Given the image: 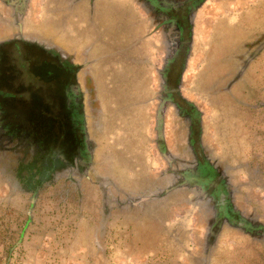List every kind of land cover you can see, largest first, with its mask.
I'll return each mask as SVG.
<instances>
[{
    "label": "flooded vegetation",
    "instance_id": "af4514ba",
    "mask_svg": "<svg viewBox=\"0 0 264 264\" xmlns=\"http://www.w3.org/2000/svg\"><path fill=\"white\" fill-rule=\"evenodd\" d=\"M209 1L0 0V86L24 83L28 89L15 94L0 88V100H30L22 111L0 108V161L13 179L20 181L19 165L30 164L32 155L27 152L25 160L12 161L7 142L19 139L34 148L38 154L35 166L50 168L55 182L71 176L92 182L89 174L94 175L105 199L110 194L106 185H113V203L121 209L140 206L150 214L159 208L151 206L154 201L176 200L196 211L200 208L206 229L203 264H210L212 250L226 227L264 241V223L236 206L231 164L205 144L203 112L183 93L198 17ZM74 30L79 34L74 35ZM107 36L109 51L102 54L99 50ZM244 49L253 52L236 55L239 70L225 92H231L264 52V34ZM106 60L108 83H121L128 95L130 103L124 104L125 109L142 107L146 112V119L136 125L129 141L135 140L142 149H153L166 164L156 177L163 188L153 180L158 186L150 189L154 188L151 185L137 196L152 200L139 205L132 204L137 197L131 191L118 185L122 176L118 181L112 177L115 162L111 158L105 162L106 169L96 170V152L105 138L106 124L116 117L104 111L97 86L98 65ZM258 107L264 109V102ZM19 111L27 126L6 125L7 118L16 117ZM168 112L174 116L172 132L166 129ZM54 136L60 143L67 137L74 142V149L58 148L47 141ZM126 157L142 158L135 152ZM135 170L139 168L135 166ZM176 234L174 231L171 236Z\"/></svg>",
    "mask_w": 264,
    "mask_h": 264
},
{
    "label": "rangeland",
    "instance_id": "374dc122",
    "mask_svg": "<svg viewBox=\"0 0 264 264\" xmlns=\"http://www.w3.org/2000/svg\"><path fill=\"white\" fill-rule=\"evenodd\" d=\"M37 26L44 27V24ZM78 31L74 30V35L79 34ZM263 34L264 0H210L198 17L192 57L183 83L184 95L203 112L205 144L231 164L229 175L237 189L236 206L246 215L254 214L262 223L264 109L258 105L264 102V52L251 63L230 93L224 89L239 70L236 55L251 54L253 51L246 52L245 46L258 41ZM101 75L97 86L104 111L108 116L116 115L112 125L106 124L108 133L116 128L123 131L129 142L125 154L129 152L132 156L135 152L138 157V151L142 150L140 144L137 147L135 140H129L135 134L136 125L146 119V112L142 107L125 109L124 104L130 102L121 83H107L106 87V74ZM0 88L15 94L28 91L24 83ZM105 99L112 101L113 110L106 109ZM29 103L26 99L0 100V108L12 111L17 107L22 111L21 107ZM172 117L168 112V132H172ZM9 124L24 128L27 120L19 111L16 117L7 118L6 125ZM144 125L141 124V129ZM57 139L54 136L47 141L58 148L74 149V142L67 137L61 143ZM104 140L103 137L96 152L98 173L106 169L105 162L111 158L115 162L110 171L112 177L118 181L122 176L123 181H118V185L131 191L132 196L142 195L151 185L154 188L150 189L158 186L160 181L156 177L166 164L156 151L149 149L146 159L140 154L144 161L135 158V162L131 158L130 165L124 155L129 169H121L122 151H114L113 144L108 145ZM7 144L6 150L13 153V162L25 160L28 152L33 155H29V163H36L38 154L28 142L11 139ZM143 163L137 175L131 173L135 166ZM89 176L92 182H80L74 176L56 182L51 178L35 196L21 189L0 161V259L4 247L10 243L7 232L17 230L31 217L11 264H203L206 229L200 208L196 211L191 205L176 200L154 201L151 206L160 209L150 214L140 206L121 209L113 203L116 196L113 185H106L110 194L105 199L99 180L94 175ZM155 179L158 184H154ZM159 187L163 188L160 184ZM174 231L177 234L172 237ZM210 264H264V241L253 240L237 229L226 227L212 250Z\"/></svg>",
    "mask_w": 264,
    "mask_h": 264
},
{
    "label": "trees",
    "instance_id": "16d2710c",
    "mask_svg": "<svg viewBox=\"0 0 264 264\" xmlns=\"http://www.w3.org/2000/svg\"><path fill=\"white\" fill-rule=\"evenodd\" d=\"M19 166L21 168L18 171V177H20V181L18 183L21 185L23 190L32 192L35 196L42 188V185L47 182V180L52 178V174H49L52 173L50 168L37 167L33 163L25 166L21 163ZM30 221L31 217H28L27 221L20 224L17 230L7 232L10 236V243L4 247L3 258L0 259V263L3 262V264H11L14 252L18 244L26 235L27 227Z\"/></svg>",
    "mask_w": 264,
    "mask_h": 264
},
{
    "label": "crops",
    "instance_id": "0c3cea01",
    "mask_svg": "<svg viewBox=\"0 0 264 264\" xmlns=\"http://www.w3.org/2000/svg\"><path fill=\"white\" fill-rule=\"evenodd\" d=\"M106 39L107 40L105 41V43H103V45L101 46V48L99 50V52L102 53V54L109 51L110 40H109L108 36L106 37ZM108 63H109V61L106 60V61H103V62L99 63V65H98V67H99L98 68V70H99V80L101 79V76H102L101 73H105L106 74V81H105L106 84H104L106 87H108V84H107L108 81L107 80H108L109 73H110V70H109V68L107 66ZM105 103H106V109L108 111L110 110V108H111V110H113L112 101L111 100L105 99ZM110 125H112V123H110ZM105 136H106L105 140H104L105 143H107L108 145H112L113 144L111 147H114V148H112L114 151H120V152L122 151V153L119 156V161H121V162H119L120 168L121 169H126V168L129 169V166H127L128 165L127 162L129 161V165H130L131 158L127 159V162H125V159H124V155L127 156V154H129V152H127L126 154L124 152V150L128 148L127 147L128 143L126 141L127 139L125 137V133L123 131H115V130L113 132H111V133H108V130H107L106 133H105ZM114 137H115V139H114ZM114 143H116L115 146H114ZM140 151H143L140 154L145 156V159H146L147 158L146 155L149 153V150L144 148V150L142 149ZM144 152H145V155H144ZM142 158L140 160H143ZM133 160H135V159H133ZM144 165H145V163H143V165L142 164H138L136 167L139 168L140 166H144ZM134 173H137L136 170L134 171Z\"/></svg>",
    "mask_w": 264,
    "mask_h": 264
},
{
    "label": "water",
    "instance_id": "95a60500",
    "mask_svg": "<svg viewBox=\"0 0 264 264\" xmlns=\"http://www.w3.org/2000/svg\"><path fill=\"white\" fill-rule=\"evenodd\" d=\"M7 96H9V95H7ZM17 97H21V96H17ZM160 190H161V189H160ZM160 192H163V191L161 190ZM156 196H157V195H156ZM153 199H154V198H153ZM147 200H152V198L144 197V196H142V197H137V198L133 199V203L139 205V204H141V203H143L144 201H147Z\"/></svg>",
    "mask_w": 264,
    "mask_h": 264
}]
</instances>
